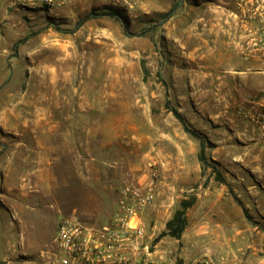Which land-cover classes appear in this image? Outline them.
Instances as JSON below:
<instances>
[{
	"label": "rangeland",
	"instance_id": "1",
	"mask_svg": "<svg viewBox=\"0 0 264 264\" xmlns=\"http://www.w3.org/2000/svg\"><path fill=\"white\" fill-rule=\"evenodd\" d=\"M150 1L0 4V264H40L61 220L102 224L122 186L151 180L147 233L164 264H264V187L222 145L228 126L253 127L245 113L262 96L261 77L245 82L224 56L241 63L242 32L226 0H171L162 13L169 0ZM227 197L247 211L241 228L222 223Z\"/></svg>",
	"mask_w": 264,
	"mask_h": 264
},
{
	"label": "built area",
	"instance_id": "2",
	"mask_svg": "<svg viewBox=\"0 0 264 264\" xmlns=\"http://www.w3.org/2000/svg\"><path fill=\"white\" fill-rule=\"evenodd\" d=\"M79 0H0L15 8L57 10ZM111 8L133 10L135 0H104ZM228 14L235 28L242 32L241 60L245 72L263 78L261 98L251 104L245 119L259 138L264 140V0H227ZM157 198L153 180L130 182L122 186L112 216L102 224H86L64 218L50 249L38 257L40 264H164L153 251V240L147 233L146 213ZM194 264H212L202 259Z\"/></svg>",
	"mask_w": 264,
	"mask_h": 264
},
{
	"label": "crops",
	"instance_id": "3",
	"mask_svg": "<svg viewBox=\"0 0 264 264\" xmlns=\"http://www.w3.org/2000/svg\"><path fill=\"white\" fill-rule=\"evenodd\" d=\"M220 1V0H218ZM227 1V0H226ZM144 7H146L147 9H151V1L150 0H144ZM157 12L162 13V12H168L171 8H172V1L169 0L165 5H159V6H154ZM228 9H230L228 7ZM171 11V10H170ZM170 13V12H169ZM224 52V56L226 61L228 60L230 62V65L233 66V68H240V72L243 73L241 77V79H244L245 82L249 81V76L253 75V74H245V69L247 67V64L245 62H243L241 60V63L238 64L236 63H232L233 60V55L230 53V51L228 49H225ZM243 69V70H242ZM239 71V70H238ZM256 76V75H255ZM6 76H3L1 79L5 78ZM261 77V76H260ZM231 81V79H230ZM262 81V86H263V78H261ZM233 94V92H231ZM231 96V95H230ZM76 119H77V123L79 124L77 126V130H79V127L81 126V118H83L82 114H78L75 115ZM231 118L228 117V123L231 124ZM39 123H37L34 126H31L32 129L35 131H39ZM49 127V126H48ZM48 131H50V129L48 128ZM226 134L224 136L222 145L223 147L228 151H226L224 158L225 160H228L229 164L233 163V159L237 158L239 160L238 165L241 167H243L242 165H252L255 164V181L256 182H260L261 185L264 187V140H261L255 130V128L250 127L245 128V129H241V128H234L232 126H228V129L225 128ZM207 135L210 136V134L208 133ZM235 137H238L242 142H238L239 148H238V155H233V149L235 147ZM255 142L254 145L252 146L251 142ZM255 150V151H254ZM254 152V153H253ZM237 156V157H236ZM232 162V163H231ZM242 169V168H241ZM246 175H243L242 172L238 171L237 177H233L234 180H238L241 181L242 179H245ZM247 180V179H245ZM248 185V184H247ZM249 186V185H248ZM251 188H255V186H250L249 189ZM264 191V188H262ZM257 192V190H256ZM227 208H225L223 210V217L224 219L222 220V223L224 225H226V227L230 228V229H234V228H241L240 225H237V223L239 222L237 219L235 218H239V219H243L241 217V215H243V217L245 218L247 211H243L240 206H236L234 204V201L232 198L227 197ZM246 209V208H245ZM150 210V209H149ZM228 218V219H227ZM244 220V219H243ZM238 221V222H237ZM2 224V222H0V225Z\"/></svg>",
	"mask_w": 264,
	"mask_h": 264
},
{
	"label": "trees",
	"instance_id": "4",
	"mask_svg": "<svg viewBox=\"0 0 264 264\" xmlns=\"http://www.w3.org/2000/svg\"><path fill=\"white\" fill-rule=\"evenodd\" d=\"M170 14V13H169ZM112 15H116L112 12ZM127 27V26H125ZM174 112V115L176 116L177 119H179L183 125H184V128L185 130L190 133L191 135H193L194 137L198 138L200 140V143H201V150H200V154H201V160L202 161H206V155H205V141L202 137V135L197 131V130H194V129H190L186 126V124L184 123V120H183V117L181 116V114L177 111V110H173ZM180 215H181V212L177 214V217H176V221H177V226L176 228H174L173 230V233L172 235L174 237H177L179 238L181 233L183 232L184 230V226H185V220L184 219H181L180 218ZM175 223V222H174ZM173 222L170 223L168 226L171 228ZM163 235V234H162Z\"/></svg>",
	"mask_w": 264,
	"mask_h": 264
}]
</instances>
